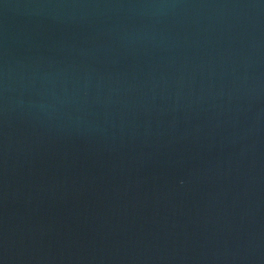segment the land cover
<instances>
[{
	"label": "water",
	"instance_id": "1",
	"mask_svg": "<svg viewBox=\"0 0 264 264\" xmlns=\"http://www.w3.org/2000/svg\"><path fill=\"white\" fill-rule=\"evenodd\" d=\"M0 264H264V0H0Z\"/></svg>",
	"mask_w": 264,
	"mask_h": 264
}]
</instances>
